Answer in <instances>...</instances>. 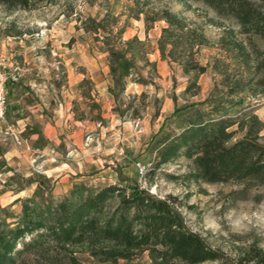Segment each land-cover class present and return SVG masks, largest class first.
Listing matches in <instances>:
<instances>
[{
  "label": "rangeland",
  "instance_id": "obj_1",
  "mask_svg": "<svg viewBox=\"0 0 264 264\" xmlns=\"http://www.w3.org/2000/svg\"><path fill=\"white\" fill-rule=\"evenodd\" d=\"M250 1L264 11V0ZM150 5H166L174 12L183 10L170 0H150ZM192 9L194 12L183 15L203 27L209 43L195 57L206 68L202 75L196 71L185 73L182 62H171L166 57L169 47L163 52L159 50L157 36L164 23L146 30L143 16L134 18V0H54L29 12H8L0 7V65L7 74L8 64L22 67L33 59L45 71L44 75L52 71L58 74L59 83L64 84L66 65L70 69L79 67L85 54L104 66L105 54L118 98L117 104L109 107L110 112L114 111L113 118H106L100 125L106 129L98 163L103 169L76 172L69 184L34 176L36 197L25 198L29 194L22 193L19 195L22 202L11 208L9 204L16 199L12 198L13 192L25 185L19 177L15 185L0 189V223L20 221L22 204L44 212L47 206L65 197L75 201L78 195L74 191L81 184L96 189L123 180L136 183L159 198L175 197L179 203L176 208L188 227L204 237L211 248L222 252L228 261L234 262L251 247L260 249L264 255V186L250 191L247 200L232 201L229 194L238 189L233 185H185L181 179L170 180L167 175L185 173L184 159L162 166L150 178L145 177V172L140 175L137 167L144 166L146 173L151 169L153 138L170 129L178 131L183 126V116L192 109L206 111L216 103L226 107L252 104L264 124V95L257 100L248 99L245 93L226 95L228 80H224L220 71L228 68L230 80L236 76L237 66L232 54L219 49L217 41L229 29L237 31L233 23L216 17L201 4H192ZM15 32L21 35L8 36ZM237 38L246 39L239 35ZM252 41L261 47L259 39L252 37ZM128 79L135 84L127 85L124 92ZM91 139L94 137H87L86 143ZM107 165L109 169H104ZM7 190L10 194L3 196ZM26 199H30V204L23 201ZM77 258L83 264H103L87 254H79ZM147 262L145 255L135 261Z\"/></svg>",
  "mask_w": 264,
  "mask_h": 264
},
{
  "label": "trees",
  "instance_id": "obj_2",
  "mask_svg": "<svg viewBox=\"0 0 264 264\" xmlns=\"http://www.w3.org/2000/svg\"><path fill=\"white\" fill-rule=\"evenodd\" d=\"M53 1L0 0V7L8 12H29ZM170 1L183 10L174 12L166 5L151 6L150 0H134V18L142 15L146 30L164 23L157 41L159 50L169 47L166 57L182 62L185 73L206 72L195 57L200 48L209 45L208 39L201 25L183 15L194 12L192 4H201L216 17L232 22L237 30L229 29L217 41L219 49L232 54L237 66L236 76L230 80L228 68L220 71L228 80L226 95L245 93L250 100L262 97L264 11L250 0ZM238 35L246 39L240 40ZM252 37L259 39L261 47ZM182 121L178 131L170 129L153 138L154 161L145 171L146 178L162 166L184 159L187 170L180 176L167 175L170 180L181 179L185 185H233L238 189L230 192L232 201L247 200L250 191L264 186V124L254 105L216 103L206 111H187ZM74 192L78 195L75 201L65 197L44 212L22 204L20 221L0 223V264H83L79 254L103 264H264L262 251L255 247L234 262L228 261L188 227L175 197L159 198L123 180L96 189L81 184ZM23 201L30 204V199ZM21 202L18 199L13 205ZM143 255L148 262L135 263Z\"/></svg>",
  "mask_w": 264,
  "mask_h": 264
},
{
  "label": "crops",
  "instance_id": "obj_3",
  "mask_svg": "<svg viewBox=\"0 0 264 264\" xmlns=\"http://www.w3.org/2000/svg\"><path fill=\"white\" fill-rule=\"evenodd\" d=\"M103 56L104 66L85 54L79 67L70 69L66 65L64 84L59 83L58 74L52 71L44 75L45 71L33 59L25 60L27 63L22 67L8 64L6 125L11 126L19 142L0 135V189L15 185L19 177L25 181L13 192L12 198L16 199L9 204L11 208L19 204L13 205L21 200L20 194L27 192L25 198L34 194L37 186L34 176L69 184L76 172L103 169L98 163L106 129L100 125L106 118H113L114 111L110 112L109 107L118 102L110 64ZM128 81L124 92L127 85L135 84ZM87 137L94 139L86 143ZM104 169H109V165ZM8 194V190L3 192V196Z\"/></svg>",
  "mask_w": 264,
  "mask_h": 264
},
{
  "label": "built area",
  "instance_id": "obj_4",
  "mask_svg": "<svg viewBox=\"0 0 264 264\" xmlns=\"http://www.w3.org/2000/svg\"><path fill=\"white\" fill-rule=\"evenodd\" d=\"M9 79V75L1 68L0 65V135L11 136L15 142H19L18 136L12 131L10 125H6V107H7V93L6 84ZM140 175H143L146 171L144 166L137 165Z\"/></svg>",
  "mask_w": 264,
  "mask_h": 264
}]
</instances>
